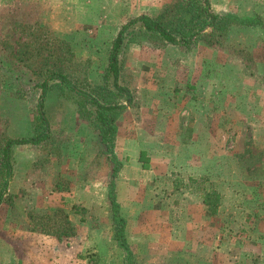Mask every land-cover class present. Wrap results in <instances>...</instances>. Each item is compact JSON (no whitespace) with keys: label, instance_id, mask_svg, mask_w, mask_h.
Masks as SVG:
<instances>
[{"label":"rangeland","instance_id":"obj_1","mask_svg":"<svg viewBox=\"0 0 264 264\" xmlns=\"http://www.w3.org/2000/svg\"><path fill=\"white\" fill-rule=\"evenodd\" d=\"M177 1L0 0V149L32 134L49 67L81 79L87 62L82 83L123 101L108 92L113 38ZM210 4L259 24L208 28L191 47L146 38L120 56L133 102L115 115L114 188L133 264H264V0ZM44 109L51 137L12 147L0 264H125L97 131L55 88ZM201 175L221 192L216 215L189 183Z\"/></svg>","mask_w":264,"mask_h":264},{"label":"trees","instance_id":"obj_2","mask_svg":"<svg viewBox=\"0 0 264 264\" xmlns=\"http://www.w3.org/2000/svg\"><path fill=\"white\" fill-rule=\"evenodd\" d=\"M232 23L255 25L259 20L252 17H240L231 13L215 12L211 8L210 0H178L166 6L159 14H139L123 23L111 42L107 57L106 77L111 82L108 92L116 97L122 96L123 101L113 102L103 93L94 91L88 86L84 77V65L80 70L82 78L75 74L71 77L61 68L49 67L47 75L37 85L40 91L36 98V111L33 117V131L28 137L7 138L0 149V205L5 201L9 182L13 174L12 147L15 145H39L51 137L50 124L45 113V96L49 89L55 88L67 96L77 106V111L97 131L104 153L112 164L108 183V200L110 204L111 220L113 224V240L125 253V264H133V253L125 236L126 220L120 212V204L115 194V177L120 168V161L114 152L116 137L115 115L126 109L133 102L131 90L119 83L120 56L130 44L156 38L162 44L182 45L191 47L200 40L208 28L220 32ZM71 55L73 53L71 52ZM84 80V81H83ZM79 84H83L81 86ZM189 183L200 196L206 212L216 215L222 203V195L218 187L206 175L198 179L190 177Z\"/></svg>","mask_w":264,"mask_h":264},{"label":"crops","instance_id":"obj_3","mask_svg":"<svg viewBox=\"0 0 264 264\" xmlns=\"http://www.w3.org/2000/svg\"><path fill=\"white\" fill-rule=\"evenodd\" d=\"M133 224H136V221H133L132 222ZM215 236V235H214ZM212 235L209 237V238H206V239H203L205 242L204 243H207V242H210L211 241V243H213V241L215 240H212ZM264 239V238H263ZM218 241V240H217ZM217 243V242H216ZM210 245H213V244H210ZM256 256H257V254H256Z\"/></svg>","mask_w":264,"mask_h":264}]
</instances>
